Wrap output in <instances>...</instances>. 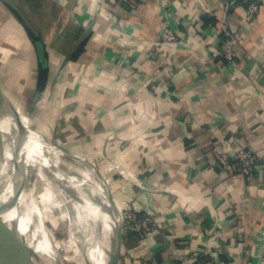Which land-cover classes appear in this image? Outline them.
<instances>
[{"label": "crops", "instance_id": "1", "mask_svg": "<svg viewBox=\"0 0 264 264\" xmlns=\"http://www.w3.org/2000/svg\"><path fill=\"white\" fill-rule=\"evenodd\" d=\"M4 1L42 36L40 91L36 49ZM229 1L0 0L3 51L29 77L3 90L24 123L88 161L113 211L153 221L123 235L119 264L264 258V0ZM226 29L240 38L231 60L218 55ZM239 148L258 156L250 180L215 157Z\"/></svg>", "mask_w": 264, "mask_h": 264}, {"label": "bare ground", "instance_id": "2", "mask_svg": "<svg viewBox=\"0 0 264 264\" xmlns=\"http://www.w3.org/2000/svg\"><path fill=\"white\" fill-rule=\"evenodd\" d=\"M25 124V123H24ZM0 127L17 138L4 147L12 146L10 153L16 151L20 136L13 120L6 116L0 118ZM27 142L23 154L38 165L29 167L26 162L25 173L16 194H8L5 218L15 229L19 239L36 254L34 264H57L58 255L51 232L45 224V214L35 204L29 191L31 177L43 172L51 183L61 188L75 209L90 216L85 220L81 236L82 253L87 264H109L111 245L115 234L116 221L113 216L114 201L109 195L98 172L88 163L64 151L58 145L44 139L25 124ZM12 139V137H11ZM5 147L6 150H9ZM0 155L5 152H1ZM12 162L14 172L0 170V197L6 192V185L12 184L17 172V161ZM14 160V161H15ZM65 264V263H64Z\"/></svg>", "mask_w": 264, "mask_h": 264}, {"label": "rangeland", "instance_id": "3", "mask_svg": "<svg viewBox=\"0 0 264 264\" xmlns=\"http://www.w3.org/2000/svg\"><path fill=\"white\" fill-rule=\"evenodd\" d=\"M15 20L18 24V19L15 18ZM18 25L21 28V34L27 37V33L23 26L20 23ZM7 29V25H5L4 22H0V86L2 89L5 88V90L9 91L7 85L10 84V79L15 80L21 86H26L29 83V77H27L28 75L22 67H19L17 70V68L9 63V53L6 54L4 53L5 51H3V48L8 47V42L5 41V30ZM15 88L14 91L16 94L20 92V89L17 88V86ZM11 105L16 113L17 110L14 104L11 103ZM5 141H10L13 145L17 141V138L14 137L13 134L11 135V133L7 132L3 127H0V149L3 152L6 151L0 155V170L6 169L7 172H14V169L16 168H14L15 166H13L12 162H16L15 159H18V155L16 151L10 153L12 146H5L9 150L5 149L4 144H8ZM25 161L29 162V167L38 165L34 160L28 158L27 155L25 156ZM10 189L11 184L6 185V192H9L11 195L16 194V192L12 193ZM29 191L33 196L35 204L39 205L43 214H45V224L53 236L57 249V264H87L81 246V236L85 227L84 222L86 218L89 223L91 222L86 209L83 213L78 211V209H75L70 200L63 196L64 194L62 190L56 184L51 183L43 172H36L31 177ZM122 216L121 213V218ZM123 217L127 218V215ZM19 240L21 241V239ZM33 258H36V254L33 255Z\"/></svg>", "mask_w": 264, "mask_h": 264}, {"label": "water", "instance_id": "4", "mask_svg": "<svg viewBox=\"0 0 264 264\" xmlns=\"http://www.w3.org/2000/svg\"><path fill=\"white\" fill-rule=\"evenodd\" d=\"M4 3L23 26L27 36L36 49L39 63L37 90L40 91L47 81L49 65L42 36L35 34L17 9L5 1ZM17 113L18 112L15 113L13 107H11L8 97L0 86V118L6 116L9 120H13L20 136V144L16 146L18 161L16 176L10 189L12 193L20 186L26 168L25 155L23 154V149L27 142L26 128L21 116ZM8 194L9 192H5L0 197V264H34V251L19 240L17 232L5 218ZM113 216L115 217L116 227L111 245L109 264H119L123 243L122 218L121 215L117 214L115 211H113Z\"/></svg>", "mask_w": 264, "mask_h": 264}, {"label": "built area", "instance_id": "5", "mask_svg": "<svg viewBox=\"0 0 264 264\" xmlns=\"http://www.w3.org/2000/svg\"><path fill=\"white\" fill-rule=\"evenodd\" d=\"M229 3H234V0H230ZM259 4L252 2L248 7V19L253 18L259 13ZM177 39L176 34L166 28L162 34V41H175ZM239 35L233 30H224V40L221 51L218 53L228 60L233 59L234 47L239 42ZM220 170L223 174L228 176H242L246 180H250L255 175L256 165L258 162V156L255 152L247 148H239L235 152L230 153L228 151L215 152ZM153 221L150 216H139L137 214H129L127 218L122 216V230L123 235L138 233L142 237L151 231ZM261 264H264V258L261 260Z\"/></svg>", "mask_w": 264, "mask_h": 264}]
</instances>
